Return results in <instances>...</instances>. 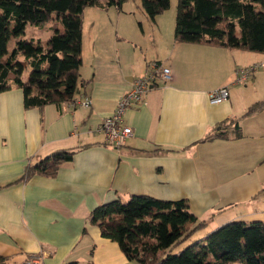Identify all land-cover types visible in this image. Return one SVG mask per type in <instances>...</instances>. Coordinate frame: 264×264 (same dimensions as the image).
Listing matches in <instances>:
<instances>
[{
  "label": "crops",
  "instance_id": "obj_1",
  "mask_svg": "<svg viewBox=\"0 0 264 264\" xmlns=\"http://www.w3.org/2000/svg\"><path fill=\"white\" fill-rule=\"evenodd\" d=\"M129 2L84 9L73 98L86 96L89 107L25 108L20 89L0 92V264H138L89 221L98 205L131 195L186 200L218 226L264 223V108L244 115L264 101V64L234 81L236 68L261 63L264 52L177 41L163 13L151 19ZM152 62L172 78L155 81L124 112L132 134L109 145L102 121ZM222 87L228 98L211 104L208 93ZM217 125L221 136L204 139ZM61 149L75 152L55 175L8 184Z\"/></svg>",
  "mask_w": 264,
  "mask_h": 264
},
{
  "label": "trees",
  "instance_id": "obj_2",
  "mask_svg": "<svg viewBox=\"0 0 264 264\" xmlns=\"http://www.w3.org/2000/svg\"><path fill=\"white\" fill-rule=\"evenodd\" d=\"M123 1L0 0V92L20 89L25 108L63 102L70 105L78 99L73 96L81 82L84 9L120 6ZM140 6L154 19L169 8V0H140ZM45 24L52 33L44 43L26 37L28 26L38 28ZM174 38L262 53L264 0H177ZM257 64H264V60ZM252 65L243 67L247 72L243 83L261 67L247 71ZM239 69L242 68L235 70L234 81ZM263 108L264 101L255 103L244 115ZM218 128L217 125L212 131ZM211 132L204 139L221 136L218 131ZM74 152L56 150L28 165L19 178L8 184L34 175L53 176ZM196 220L186 200L169 201L145 195L102 203L91 211L89 218L102 237L116 242L126 259L138 264H264V223L259 221L227 222L175 251L176 245L206 224V220ZM186 223L191 226L185 228ZM63 264L78 263L70 260Z\"/></svg>",
  "mask_w": 264,
  "mask_h": 264
},
{
  "label": "built area",
  "instance_id": "obj_3",
  "mask_svg": "<svg viewBox=\"0 0 264 264\" xmlns=\"http://www.w3.org/2000/svg\"><path fill=\"white\" fill-rule=\"evenodd\" d=\"M253 64L247 71H254L259 66ZM238 77L235 79L237 83H243L246 80L247 72L245 68L238 70ZM172 78L171 71L168 67L163 66L160 63H149L147 70L140 77L135 79L131 89L119 98L116 104V108L113 113L105 118L100 126V131L104 136L105 141L109 145L120 146L123 145L126 139L132 134V130L129 126L124 125L122 117L124 112L133 104L141 102L145 92L153 85L155 81L167 82ZM228 98L227 88L222 87L214 89L208 93V99L211 104H218L225 101ZM89 107L90 100L74 99L70 103V107ZM20 264H41L37 258L26 259Z\"/></svg>",
  "mask_w": 264,
  "mask_h": 264
},
{
  "label": "rangeland",
  "instance_id": "obj_4",
  "mask_svg": "<svg viewBox=\"0 0 264 264\" xmlns=\"http://www.w3.org/2000/svg\"><path fill=\"white\" fill-rule=\"evenodd\" d=\"M135 2L137 5L140 4V0H130V8L134 9L136 7ZM176 5L177 0H169V8L163 12L162 17H165V21L169 23V30L171 28L174 29V20L176 17ZM52 31L49 29V25L45 24L41 27H27L26 28V37L34 38L35 40L40 41L41 43L45 42L47 38H49ZM264 69V68H262ZM201 220H206V224L200 226L199 228L195 229L188 237L182 240L178 245L175 246L174 250L179 251L190 244L194 243L197 240L202 239L207 233L214 230L218 225L215 222V218L212 217L211 213L206 214L204 216H198L196 222Z\"/></svg>",
  "mask_w": 264,
  "mask_h": 264
},
{
  "label": "bare ground",
  "instance_id": "obj_5",
  "mask_svg": "<svg viewBox=\"0 0 264 264\" xmlns=\"http://www.w3.org/2000/svg\"><path fill=\"white\" fill-rule=\"evenodd\" d=\"M91 105V104H90Z\"/></svg>",
  "mask_w": 264,
  "mask_h": 264
}]
</instances>
